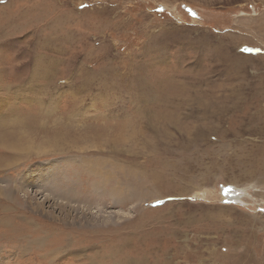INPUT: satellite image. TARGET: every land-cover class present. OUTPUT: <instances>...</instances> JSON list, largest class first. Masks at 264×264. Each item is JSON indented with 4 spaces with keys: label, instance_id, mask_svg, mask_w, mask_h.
<instances>
[{
    "label": "rangeland",
    "instance_id": "obj_1",
    "mask_svg": "<svg viewBox=\"0 0 264 264\" xmlns=\"http://www.w3.org/2000/svg\"><path fill=\"white\" fill-rule=\"evenodd\" d=\"M0 264H264V0H0Z\"/></svg>",
    "mask_w": 264,
    "mask_h": 264
},
{
    "label": "snow or ice",
    "instance_id": "obj_2",
    "mask_svg": "<svg viewBox=\"0 0 264 264\" xmlns=\"http://www.w3.org/2000/svg\"><path fill=\"white\" fill-rule=\"evenodd\" d=\"M245 51H252L251 49H245ZM232 191V189H225V192Z\"/></svg>",
    "mask_w": 264,
    "mask_h": 264
},
{
    "label": "bare ground",
    "instance_id": "obj_3",
    "mask_svg": "<svg viewBox=\"0 0 264 264\" xmlns=\"http://www.w3.org/2000/svg\"><path fill=\"white\" fill-rule=\"evenodd\" d=\"M47 199V198H46ZM44 213V212H43Z\"/></svg>",
    "mask_w": 264,
    "mask_h": 264
}]
</instances>
